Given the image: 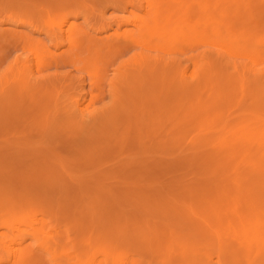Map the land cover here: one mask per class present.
<instances>
[{
    "label": "rangeland",
    "instance_id": "rangeland-1",
    "mask_svg": "<svg viewBox=\"0 0 264 264\" xmlns=\"http://www.w3.org/2000/svg\"><path fill=\"white\" fill-rule=\"evenodd\" d=\"M89 1L0 0L33 21L0 24V209L37 216L63 243L58 263L22 213L0 222L9 248L32 264H264V0H150L166 27L148 43L124 33L139 5ZM79 3L88 12L74 17ZM65 19L97 43L94 58L43 32ZM207 50L227 65H208ZM73 100L105 123L70 137Z\"/></svg>",
    "mask_w": 264,
    "mask_h": 264
},
{
    "label": "bare ground",
    "instance_id": "bare-ground-1",
    "mask_svg": "<svg viewBox=\"0 0 264 264\" xmlns=\"http://www.w3.org/2000/svg\"><path fill=\"white\" fill-rule=\"evenodd\" d=\"M83 1V0H82ZM89 1V0H88ZM92 1V0H91ZM91 1H89V3L91 2ZM123 0H107V2H111L112 4H115L116 2H122ZM144 1V4H142L140 1H138V0H127V2H124V4H125V6H123V7H120V8H123V10H127V5H131L132 7H137V5H139V7L140 8H143L145 11H144V15H145V17L143 18V19H141V20H138V21H133L134 19H132V21H131V19H130V21H131V23L132 22H135V23H133V26H134V28L132 29L133 31H130L129 33L126 31V32H124L125 34H128V35H132V36H129V37H135L136 36V38L138 37H141L140 38V40H141V42L142 43H148V41H149V37L151 36H153L154 34H156L157 33V31L158 30H162L163 28H165L166 27V24H163V17L161 16V8L159 7V4H157V6L155 5V7L153 8V9H151V6H150V0H143ZM208 1H210V0H208ZM208 1H206L208 4H209V2ZM85 2V1H84ZM186 2V1H185ZM196 2V1H195ZM110 3V4H111ZM175 3V2H174ZM184 3V2H183ZM187 3V2H186ZM210 3H213V1L211 2L210 1ZM90 4H93V3H90ZM96 4H98L97 2H95L93 5H96ZM111 4V5H112ZM182 4V3H181ZM190 4V3H189ZM197 4H199V3H197ZM187 6H188V3H187ZM198 6V5H197ZM207 6H210V5H207ZM14 7H16V6H14ZM13 5L11 4V2H8V4H6V5H0V24H8V23H12V24H19V25H22V24H27V25H29L30 26V24H33L32 22L33 21H31V18H29V17H27L28 18V20L27 21H20L19 22V19L17 18V17H15L14 16V14L15 13H19L18 12V10L17 11H15L13 8ZM92 7V6H91ZM175 7H177V6H175ZM203 7H205L204 5H203ZM72 8H74V6H69V9H67V7H66V9H64L63 11L64 12H67V11H65V10H71ZM75 8H77L78 10H79V8L80 9H82V11L81 12H79V13H74V17H78L79 15H86L87 14V12H88V6L86 5V3L85 4H78L77 5V7H75ZM196 8V7H195ZM104 9V8H103ZM201 9V8H200ZM141 10V9H140ZM203 10V9H202ZM204 10H205V8H204ZM26 11V10H25ZM68 11V12H69ZM22 12H23V10H22ZM71 12H72V10H71ZM216 13V11H213V13ZM201 13V12H200ZM203 14H204V12H202ZM207 13V12H206ZM211 13V15H213L212 14V11L210 12ZM20 14V13H19ZM24 14V12L23 13H21V15H23ZM70 14V13H69ZM72 14V13H71ZM208 14V13H207ZM101 15H103V11H102V13H101ZM41 16V15H40ZM41 17H43V14H42V16ZM68 17V16H67ZM86 17V16H85ZM205 17H206V14H205ZM209 17V16H208ZM215 17V16H214ZM214 17H212V18H214ZM66 18V17H65ZM69 18V17H68ZM211 17H209V20H211L212 19ZM204 19V18H203ZM136 20V19H135ZM128 21V20H127ZM174 21V20H173ZM206 21H208L207 19H206ZM126 23H130V22H126ZM173 23V22H172ZM209 23H211L212 25H213V23L212 22H209ZM209 23H207V25L209 24ZM59 24V26H57ZM57 25H55V27H53V28H56V26H57V28L56 29H58V32H56V31H54V30H52V26H50V25H48L47 23H46V26H47V30H43V32L44 33H46L47 35H49L50 36V39L52 40H54L55 39V41H56V43H55V47H56V49L57 48H60L63 44H64V41H67V43L66 44H68L67 46H71V45H73V43H74V48H76V49H79V50H81V47H83V46H85L83 49H85L89 54V56L90 57H92L93 56V54H97V53H95V52H99L98 50H96L95 48H92V47H95V46H97V43H95V44H85V41H84V38H85V36H82V35H79L76 31H75V29L73 28V27H71V25L68 23V21H67V19H65V20H63V22H61V23H58ZM168 24V23H167ZM180 24V23H179ZM216 24V23H215ZM262 24V23H261ZM122 25V24H121ZM121 25H117V29L115 30V39L117 38V37H121V36H123V32H122V34H119L118 32H119V30L121 29ZM123 25H125V24H123ZM128 25H130V24H128ZM260 25V24H259ZM131 26V25H130ZM215 26V25H214ZM262 26V25H261ZM132 27V26H131ZM216 28V27H215ZM210 29V28H209ZM208 29V30H209ZM213 29V28H212ZM52 31H54V32H52ZM121 31V30H120ZM191 31V30H190ZM218 31V30H217ZM216 31H212V32H209V34H211V35H213L214 33H215ZM262 31H261V29H260V32H259V34L261 33ZM217 33H219V31L217 32ZM216 33V34H217ZM257 33V32H256ZM164 34V33H163ZM163 34H162V37L161 38H167L168 37V35H166V36H163ZM75 35H77V39L76 38H74L73 36H75ZM184 35V34H183ZM219 35H221V34H219ZM218 35V36H219ZM82 36V37H81ZM214 36V35H213ZM248 36V35H247ZM255 36V35H254ZM257 37V36H256ZM106 38V37H105ZM209 38L211 39V41H209L210 39H205V41H203V43H206L207 45H209V44H211V46L212 45H215L216 46V44L217 43H215V41L213 40L214 38L213 37H211L210 35H209ZM107 39H109V38H107ZM111 39V38H110ZM109 39V40H110ZM185 39V38H184ZM218 39V38H217ZM251 39L252 38H250V41H251ZM244 40V39H243ZM248 39H246V41H247ZM136 41V39L135 38H132L131 39V42H132V44H134L133 42H135ZM139 41V40H138ZM138 41H136L137 43H138ZM209 41V42H208ZM224 41V40H223ZM228 41V40H227ZM226 41V42H227ZM208 42V43H207ZM234 42H236V41H234ZM253 41H251V43H252ZM136 43V44H137ZM142 43H140V44H142ZM231 43V42H230ZM243 43V42H242ZM250 43V45H252ZM256 43V42H255ZM238 44V43H237ZM247 44V43H246ZM258 44H260V43H258ZM230 45V44H229ZM236 44H234V47L235 48H233V50L235 49V50H238L237 52H240V54H242L244 51H242L243 49H245V48H247V45H246V47H244L243 49H241L240 50V48H242L241 47V45L242 44H240V46H238L237 45V47L235 46ZM254 45V44H253ZM132 46V45H131ZM137 46V45H136ZM136 46L134 47V48H136ZM233 46V45H232ZM256 46H258L257 48H260L259 47V45H256ZM255 46V47H256ZM107 47H111L110 45H108ZM133 47V46H132ZM142 47V46H141ZM147 47V46H146ZM224 47V46H223ZM240 47V48H239ZM70 47H68V49H69ZM252 48V47H251ZM72 49V48H71ZM133 49V48H132ZM141 50H142V48H141ZM145 50V49H144ZM225 50H227V51H229L232 55H234V54H236L235 52H231V49L230 50H228V49H226L225 48ZM249 50V49H248ZM251 50H253V49H251ZM59 51V50H58ZM69 51V50H68ZM76 51V50H75ZM247 51V50H246ZM256 51H259V50H256ZM83 52H84V50H83ZM82 52V53H83ZM153 52V51H152ZM69 53V52H68ZM205 54L203 55V57H204V59L207 61V63H208V65H210V64H216V62H218L217 64H219V65H221V66H226L227 64V62H226V60H225V58L221 55V54H219V53H217V52H215V51H213V50H207L206 52H204ZM230 53L228 54L227 53V55L229 56L230 55ZM247 53H249V55H253L252 54V52H247ZM254 53V52H253ZM58 54V53H57ZM73 55H74V57H73ZM82 55V54H81ZM80 55V53H78V52H74V53H72L71 55H68L67 54V58L69 59V61H71V62H79V61H84V60H86V59H88V58H90V57H85V58H83V56H81ZM250 56V57H251ZM33 57V56H32ZM230 57V56H229ZM232 57V56H231ZM92 58H94V56L92 57ZM34 59V58H33ZM96 59H98V58H96ZM36 60V59H35ZM60 60V59H59ZM66 60V59H65ZM252 60V59H251ZM37 61V60H36ZM146 61H149V59H148V56H144V55H140V54H135V55H133L132 57H131V60H130V63H132V64H134L135 62H137V63H139V64H142L143 62H146ZM34 62V61H33ZM25 63V62H24ZM35 63V62H34ZM33 63V64H34ZM91 64H93V62H91ZM87 64H85V66H86ZM254 65V64H253ZM69 66V65H68ZM29 67V66H28ZM67 67V66H66ZM88 67V66H87ZM210 67V66H209ZM29 68H31V67H29ZM48 68V67H47ZM211 68V67H210ZM222 68V67H221ZM252 68H253V66H252ZM72 69V68H71ZM254 69V68H253ZM33 70L34 69H32V71L30 70L29 72H28V74H26L27 76L26 77H28L29 79H28V81H26V82H29V81H31L34 77H33V74H32V72H33ZM26 71V70H25ZM78 72V71H77ZM80 72V71H79ZM249 72H250V70H249ZM94 74H96V72L94 73ZM85 75V74H84ZM92 79V78H91ZM95 79V78H94ZM262 80H264V79H262ZM194 92V91H193ZM70 105H71V107H72V109H70L69 111H68V117L66 118V120L67 121H65V124L67 125V127H66V130H67V132H70L68 135L70 136V137H72V135H74L76 132H82V131H84L85 130V127L86 128H88V126H90L91 124H93V125H91V126H101V125H103L104 123H105V121H103L104 120V118L106 117V115L104 114V113H101V114H97V113H95L96 115H89L88 113V115H86L85 113H84V110H83V103H80V100H73V101H71V103H70ZM65 110V109H64ZM98 110V109H97ZM100 110V109H99ZM99 110H98V112H99ZM109 111V110H108ZM63 113H64V111H63ZM106 113V112H105ZM258 122V121H257ZM251 124V123H250ZM257 125V124H256ZM248 128V127H247ZM262 128H264V125H262ZM259 131H261V130H259ZM103 134V133H102ZM245 136V135H244ZM102 137V136H101ZM100 137V138H101ZM103 137H104V135H103ZM240 140V139H239ZM91 141V140H90ZM103 141H104V139H103ZM102 141V142H103ZM116 141V140H115ZM114 141V142H115ZM89 144H91V142L89 143ZM102 144V143H101ZM87 145V144H86ZM88 146V145H87ZM90 146V145H89ZM87 148V147H86ZM98 149V148H97ZM115 149V148H114ZM238 149V148H237ZM96 153V152H95ZM259 153V152H258ZM83 154V153H82ZM39 157V156H38ZM42 158V157H41ZM44 158V157H43ZM18 159V158H17ZM16 159V160H17ZM22 160V159H21ZM44 160V159H43ZM42 160V161H43ZM55 160V159H54ZM11 162H15V160H13V161H11ZM59 162V161H58ZM17 163H20V160H19V162H17ZM41 163V162H40ZM61 163V162H60ZM60 163H59V165H60ZM33 164H35V163H33ZM15 165V164H14ZM37 165V164H36ZM54 166H56V164H54L53 166H50V168H54ZM216 166V165H215ZM31 167H33V165H31ZM39 168H43V170H45L44 168H46L43 164H39V166H38ZM59 167V166H58ZM49 168V166H48V168H47V170H49L50 169ZM62 169H63V171H64V169H65V166L63 165L62 166ZM5 174V173H4ZM20 176V175H19ZM40 176V175H39ZM18 177V176H17ZM16 178V177H15ZM18 179V178H17ZM46 180V179H45ZM16 181V180H15ZM38 182V181H37ZM75 184V183H74ZM68 185H69V181H68ZM71 185V184H70ZM73 185V184H72ZM60 186V185H59ZM72 187V186H71ZM60 188V187H59ZM233 188V187H232ZM64 189V188H63ZM24 198V197H23ZM26 198V197H25ZM220 199V198H219ZM22 201V200H21ZM1 202V201H0ZM10 203V202H9ZM13 203V202H12ZM11 203V204H12ZM24 204V203H23ZM30 204V203H29ZM34 206V205H33ZM2 209H4V206H3V208ZM2 209H0V222H3L4 224H5V221L9 218V217H11V216H13V215H15V214H24V222L26 223V224H29V227L31 228V233H30V235L32 236V239L35 241V244H36V246H38V247H40L42 250H44L48 255H50L53 259H55V260H57L58 261V263L60 262V254H61V250L63 249L62 247H63V243H62V233H61V235H60V232H58V231H56L55 230V228H50V229H47V228H44V224L42 225L41 224V222H40V220H38L37 219V216H27L28 214L26 213V212H20V211H18L17 209H15V207L13 206H10V207H8L7 208V211H5V212H2L3 210ZM24 209H25V207H24ZM29 212V211H28ZM47 213V212H46ZM49 213V212H48ZM47 213V215H48V217H50V215ZM50 213H51V210H50ZM44 221V220H43ZM42 221V222H43ZM53 221H54V219H53ZM50 223V222H49ZM45 224H46V222H45ZM47 225V224H46ZM2 228H5V225H3V224H1L0 225V264L1 263H9V264H32L33 263V254L32 253H27V251H23V252H17L16 250H14V249H11L12 247H11V241L9 242V241H7V240H5V238L3 237V233L1 232V229ZM64 229H66V228H64ZM240 246V245H239ZM9 247H11V248H9ZM35 261V260H34ZM95 262V261H94ZM125 262V261H124ZM89 263V262H88ZM118 263V262H117ZM93 264V263H92ZM126 264V263H125Z\"/></svg>",
    "mask_w": 264,
    "mask_h": 264
}]
</instances>
